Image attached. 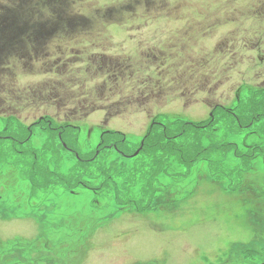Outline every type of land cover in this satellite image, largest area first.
Segmentation results:
<instances>
[{
	"label": "rangeland",
	"instance_id": "obj_1",
	"mask_svg": "<svg viewBox=\"0 0 264 264\" xmlns=\"http://www.w3.org/2000/svg\"><path fill=\"white\" fill-rule=\"evenodd\" d=\"M134 1L61 0L82 27L60 29L45 0H0L17 31L0 54V133L24 126L39 146L37 127L58 143L77 126L86 154L103 131L137 145L151 122H205L264 87V0ZM234 165L223 180L175 166L138 213L87 189L31 195L0 164V264H264V156Z\"/></svg>",
	"mask_w": 264,
	"mask_h": 264
},
{
	"label": "trees",
	"instance_id": "obj_2",
	"mask_svg": "<svg viewBox=\"0 0 264 264\" xmlns=\"http://www.w3.org/2000/svg\"><path fill=\"white\" fill-rule=\"evenodd\" d=\"M45 126L35 135L39 146L30 143L33 134L29 136L24 126L0 133V143L4 137L13 141L7 147L0 144V164L25 180L31 195L49 189H87L112 199L119 208L132 207L142 213L153 211L157 180L170 176L175 166L189 172L204 163L214 178L223 180L229 176L223 168L225 160L236 162L232 169L238 177L255 156H264V89L247 90L231 110L216 107L205 122L151 124L137 145L118 132H103L98 145L86 154L79 152V129L68 125L55 129L63 131L57 143L56 131ZM213 130H218V137ZM250 137L255 142L247 143Z\"/></svg>",
	"mask_w": 264,
	"mask_h": 264
},
{
	"label": "flooded vegetation",
	"instance_id": "obj_3",
	"mask_svg": "<svg viewBox=\"0 0 264 264\" xmlns=\"http://www.w3.org/2000/svg\"><path fill=\"white\" fill-rule=\"evenodd\" d=\"M149 0H145V1H142V2H147ZM151 1V0H150ZM47 2V3H46ZM60 2L61 0H56L54 3L50 4L51 3V0H45V4L47 7H49V11L52 12V15L55 19V23H62L61 26H57L56 28H60V29H63V28H68V27H72V26H77V27H82V24L77 21L76 18H72L71 20L76 23L75 25H73L72 22H70V20H67V18H65L63 16V11L61 10V5H60ZM141 2V0H140ZM133 3H139V1H134ZM126 5V4H123V6ZM58 6V7H57ZM126 11H130V3H127L126 5ZM6 11H8V13L10 12V9H6L5 12H3V20L0 19V23L1 22H5L6 20H8L6 22V24L4 25V28L0 29V54L1 53H5L6 51V47H8V49L11 51V54L14 53L15 49H14V45L17 43L16 42H13V39L16 38V35H17V31L15 30V28L13 27V23L15 22L14 21V18L10 17L8 13H6ZM10 28V29H9ZM14 30V31H12ZM21 34V33H20ZM7 35L9 37V41L11 43V46H8L9 45V41L8 43H5V40H4V36ZM10 54V55H11Z\"/></svg>",
	"mask_w": 264,
	"mask_h": 264
}]
</instances>
